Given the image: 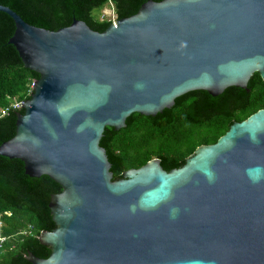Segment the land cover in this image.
Here are the masks:
<instances>
[{
  "label": "water",
  "instance_id": "obj_1",
  "mask_svg": "<svg viewBox=\"0 0 264 264\" xmlns=\"http://www.w3.org/2000/svg\"><path fill=\"white\" fill-rule=\"evenodd\" d=\"M0 12L40 76L0 157L62 188L49 205L55 229L39 236L51 254L29 253L30 264H264V109L169 172L153 159L114 180L100 146L133 114L155 117L194 91L250 93L255 73L264 81V0H149L103 33Z\"/></svg>",
  "mask_w": 264,
  "mask_h": 264
},
{
  "label": "trees",
  "instance_id": "obj_2",
  "mask_svg": "<svg viewBox=\"0 0 264 264\" xmlns=\"http://www.w3.org/2000/svg\"><path fill=\"white\" fill-rule=\"evenodd\" d=\"M148 1L0 0V5L37 28L58 31L78 20L103 33L115 21L137 14ZM109 6L113 7L115 21L100 15ZM15 30L13 19L0 12V110L15 102H27L33 84L40 78L25 69L16 48L9 44ZM248 88L250 93L230 87L217 97L204 91L190 92L155 117L133 114L126 128L116 131L107 127L100 146L107 153L114 180L123 179L125 172L139 169L153 159L160 160L167 172L184 166L198 147L217 143L234 123L264 109V81L260 74H254ZM18 113L24 114V110H10L0 118V146L16 135ZM61 192L62 188L47 176H27L20 160L0 157L1 232L9 238L0 264H30L29 253L39 259L50 256V248L41 244L39 236L55 229L49 205L52 195ZM30 227L31 234L23 235Z\"/></svg>",
  "mask_w": 264,
  "mask_h": 264
},
{
  "label": "built area",
  "instance_id": "obj_3",
  "mask_svg": "<svg viewBox=\"0 0 264 264\" xmlns=\"http://www.w3.org/2000/svg\"><path fill=\"white\" fill-rule=\"evenodd\" d=\"M24 102H15L13 103V105L5 110H0V118L6 116L10 110H22L23 109V104ZM3 223L0 221V259L2 258V256L4 255L5 251H6V244L9 240V238L5 237L2 232ZM32 232V228L30 227L28 230H26L25 232H23V235H29Z\"/></svg>",
  "mask_w": 264,
  "mask_h": 264
},
{
  "label": "rangeland",
  "instance_id": "obj_4",
  "mask_svg": "<svg viewBox=\"0 0 264 264\" xmlns=\"http://www.w3.org/2000/svg\"><path fill=\"white\" fill-rule=\"evenodd\" d=\"M100 15H102L104 18H108V19H111L113 21L116 20V15L114 13L112 6L105 8L103 11L100 12Z\"/></svg>",
  "mask_w": 264,
  "mask_h": 264
}]
</instances>
